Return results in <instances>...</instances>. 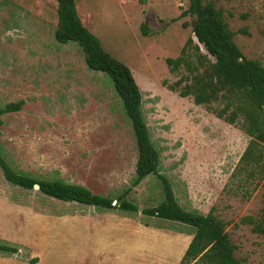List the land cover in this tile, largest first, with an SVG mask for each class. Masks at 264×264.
Returning a JSON list of instances; mask_svg holds the SVG:
<instances>
[{
	"label": "rangeland",
	"instance_id": "rangeland-1",
	"mask_svg": "<svg viewBox=\"0 0 264 264\" xmlns=\"http://www.w3.org/2000/svg\"><path fill=\"white\" fill-rule=\"evenodd\" d=\"M203 3L222 12L241 54L264 68V0ZM56 8L55 0H0V108L23 102L1 117L0 147L16 171L114 199L134 179L131 123L109 77L86 67L77 44L55 41ZM186 8L187 0L76 1L84 27L140 89L158 173L178 205L222 221L239 264H264V236L239 223L264 209V176H234L250 140L242 118L228 125L163 86L188 77L165 64L188 39L212 60L191 33L192 18L181 16ZM126 199L136 214L59 202L8 184L0 170V241L18 248L0 264H179L194 230L141 213L162 200L158 178L147 177Z\"/></svg>",
	"mask_w": 264,
	"mask_h": 264
},
{
	"label": "trees",
	"instance_id": "trees-1",
	"mask_svg": "<svg viewBox=\"0 0 264 264\" xmlns=\"http://www.w3.org/2000/svg\"><path fill=\"white\" fill-rule=\"evenodd\" d=\"M55 1V41L59 44H77L83 52L86 67L106 74L122 102L137 150L134 179L131 186L118 197H103L58 178L37 179L16 171L9 165L0 147V170L4 180L27 191L37 185L38 193L59 202L76 203L101 211L136 214L138 208L126 196L141 181L156 176L161 185L162 200L141 213L147 218L179 223L194 230L179 264H239L234 257V246L225 232V224L212 213L202 215L195 210H184L178 205L167 179L159 175L160 155L152 144L142 112L141 91L130 70L106 53L97 38L84 27L76 10L77 0ZM181 16L192 18L191 33L212 60L202 55L198 46L188 39L178 57L165 59L172 74L183 69L188 77L172 85L163 83V86L180 98L191 97L194 105L204 106L228 125H235L242 118L240 130L250 140L234 176L239 177L244 172L245 182H252L264 176V68L259 62L248 60L241 54L233 41L234 33L229 30L222 12L215 9L213 4L203 3V0H187V8ZM140 32L142 36L147 35L144 25L140 27ZM184 81L186 83L182 85ZM214 103L222 107L212 108L211 104ZM22 105L23 102L18 101L1 107L0 127L3 124L1 117L19 112ZM239 223L250 226L253 233L264 236V209L258 219L243 217ZM17 252V246L0 241L1 257H12Z\"/></svg>",
	"mask_w": 264,
	"mask_h": 264
},
{
	"label": "water",
	"instance_id": "water-1",
	"mask_svg": "<svg viewBox=\"0 0 264 264\" xmlns=\"http://www.w3.org/2000/svg\"><path fill=\"white\" fill-rule=\"evenodd\" d=\"M34 189H36V190H37V189H38V186H37V185H34Z\"/></svg>",
	"mask_w": 264,
	"mask_h": 264
}]
</instances>
